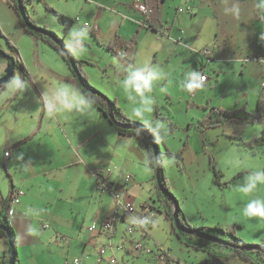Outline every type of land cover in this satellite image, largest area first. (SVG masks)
<instances>
[{
    "label": "rangeland",
    "instance_id": "obj_1",
    "mask_svg": "<svg viewBox=\"0 0 264 264\" xmlns=\"http://www.w3.org/2000/svg\"><path fill=\"white\" fill-rule=\"evenodd\" d=\"M13 1L17 4V0ZM93 1L91 3V1L87 0H31L26 4L25 10L37 26L47 27V29L59 35L63 34V25L59 22L55 12L70 16L75 20L73 27L65 36V42L76 57L83 56L87 61L90 58L94 59L95 63L86 64L84 67L90 75V80L88 81L90 85L107 95L108 93L95 84L101 83L102 79L109 78V74H111L113 79L110 82L117 87L115 82L117 77L104 66L106 63L105 58L114 56L117 62L119 60L122 62V59L116 52L100 45L96 36L84 23L97 24L99 21L97 11H104L105 5L114 7L113 5L117 6L121 2L127 5L129 2L126 0ZM159 1L162 6V1ZM97 2H101L100 5H97ZM150 3L151 7L153 5L152 11L156 10V15L158 13L157 0H150ZM129 5L131 6V4ZM164 6V13L168 15L171 24L173 15L176 14L177 10L187 11L188 9L190 11L191 0H189V3L186 0H166ZM13 8L15 7L13 6ZM116 9L118 8L116 7ZM15 10L21 17L20 12L16 8ZM100 17L105 18V29H107V32L119 29V23L113 21V16L110 13L100 15ZM21 23H23V20ZM154 25L155 29H162V26L166 27V22L163 20L160 23L157 20ZM155 29L143 27L137 34V40L132 43L137 47V50L140 49L141 51H139V64L144 66L143 68L145 69L148 63H152L150 72L154 71L156 73L152 81V88L150 91H145L142 98L131 88L121 87L118 93L122 110L127 117L147 125L156 133L160 149L163 152L170 149L173 154L180 153L183 156V159L178 160L176 155H161L168 187L178 199L179 205L185 212L191 225L211 229H227L230 225L237 223L239 227L235 230L237 233L239 231V235L244 236H239L241 239L247 243H252L249 242L251 240H255L254 243H260L264 240L259 234L264 233V218L243 215V209L248 202L245 201L247 200L246 194L242 193L239 189L244 187L243 183H245L246 177L242 179L240 184H236L242 175L237 176L239 175L237 173L244 172L249 160L256 163L257 159L255 155L245 153V149L235 142L239 136L246 137L253 133H260L264 129V120L262 122H254L250 115L254 114L257 109V95L260 86L258 85L257 90L253 93L251 85L256 86V80L248 77V72H245V75H241V72H237L236 70L224 73L221 70L222 66L220 64H225V62H220L217 68H211L208 71L211 73L210 82L202 88H197L196 83H193V77L197 72V66H201V54L197 56L196 51H194V56L184 62L183 58H177L175 52H172L170 48L164 49L166 51L163 52L164 39H162V35L159 36L158 31ZM73 30H81L85 33L84 39L79 43H69V36ZM152 32L154 33L153 36ZM204 33L207 38L213 36L212 26L210 28L207 25L206 32ZM17 42L22 51V56L20 53V55L17 54L8 44L4 50L13 56L27 58L30 72L36 77H38L39 72L46 71L47 68H55L54 64L57 63L58 58H63L58 50L52 47L46 40L38 39L31 33L23 35ZM1 45L2 42L0 41ZM213 46L214 44L212 45V50H215ZM164 55H168L170 58H161ZM38 57L42 58V60L50 61V67H47V63H35V60L32 58ZM154 57L157 59L156 62ZM0 59L6 60L2 55H0ZM204 59L206 60V58ZM133 65H135V62ZM138 67L140 68L139 65ZM128 71L132 74L135 72V69L133 70L129 66ZM146 71L147 68L144 70L145 74L149 72V70ZM44 75L47 83H50L53 80L52 77L55 76L52 71H46ZM104 75L105 77H102ZM14 77L15 75L6 82V86L9 87ZM191 83L195 86L189 90L188 85ZM111 84L109 85L112 92L114 88ZM1 90L5 89L2 88ZM78 96L81 97L80 95ZM108 96L114 99V96L111 97L109 94ZM144 100H147L148 103L145 104ZM4 103V101L0 103L2 107L0 109V120L5 123V126L3 124V127L0 128V132L3 129L2 134L15 131V125L12 121V111L6 110ZM156 105L159 107L161 116H165L166 118L158 116ZM137 108L141 109L140 116L134 115V110ZM221 109L231 111L234 114L227 116L216 113V110ZM76 114H78L77 117L75 116ZM53 117L56 119V115L53 114ZM203 119L207 120L208 123L202 124ZM67 129L70 136L75 135V145L76 141L90 133L89 124L84 122V119L79 116V112L77 111L71 115V122L67 123ZM67 135L68 133H64V137ZM36 136L45 139L50 144L54 142V134L44 135L42 133L41 136L37 133ZM4 137L2 136L0 139L3 141ZM107 139H109L110 143L111 138L108 137ZM120 142L126 145L124 141ZM116 143L117 141L115 140L113 145H116ZM90 144L85 146V151ZM35 150L30 151L34 152ZM3 151L4 148L2 146L0 148V156ZM30 151L28 153L31 155ZM211 155L216 158V166L221 172V183H217L214 180V172L210 163ZM70 156H76L75 152L74 154L71 153ZM153 157L154 163V154ZM4 163L0 157L1 182L6 181L7 172L13 171L11 164L7 162L4 165ZM137 167L139 171L138 179L145 181L152 174V186L150 184L145 186L147 194L150 195L147 200L151 201V205L144 208L142 207V200L137 199L134 206L137 207L136 213L138 214L147 209L146 215L150 216L152 221L145 226L136 224L133 234H130L126 229L128 227L127 223L121 226L125 229L124 231L128 237L126 242L121 244L122 247L118 251L121 264H166V259H162L165 257L166 251L175 258L174 260L170 259V264H218L212 258L210 252L213 250L218 251L219 245L214 242H207L195 234L182 231L179 228L174 230L173 226L175 227V224L168 220L164 214V202L170 199L156 185L155 172L151 171L150 173V170L146 166H141L140 163ZM72 172L71 169L69 173L64 172V176L59 177L63 182L64 192L62 196L64 201L57 207L60 223L56 226V229L60 237H62V233H65L67 240L66 242L65 240L61 242L70 246V249H68V246L63 248L62 246L57 247L54 245L56 248H62L63 250L59 251L56 261L58 264H74V259L79 258L81 260L79 264H107L105 261H99L98 256L99 250L103 247V240L98 238L97 232L89 231L88 227L111 212L110 206L114 202L115 196L113 198L110 194H106L104 201L101 202V199L98 198L99 193L97 194L96 187L93 185L91 188H94L90 192L85 191L83 188H80L78 191L73 181ZM51 175L54 179L57 174L53 173ZM227 181L230 182L229 187H226L223 183ZM57 184L59 183L57 182ZM26 187L29 188V193L37 195L39 192L37 185L31 186L30 184H26ZM56 190L57 188L53 189L52 187L44 192V194H39H54L53 197H49V203H45L49 208L55 203L56 192L54 191ZM247 195L252 197L251 200L258 199L264 202V196H261V194L254 192L253 195L251 193ZM46 201H48L47 197ZM3 207L0 217L5 222L6 204ZM37 221L33 217L32 230L36 226ZM81 226H83L82 232H78ZM145 229L151 230L149 234H144ZM51 231H53V228H51ZM217 231L219 232V230ZM217 231L212 230L211 235H214ZM221 235L224 239L230 237V235L226 234ZM6 239L8 240V237ZM52 240H50V243ZM48 243V239L43 241V250H50ZM136 243H141L145 247L152 249V253L142 254V251L135 249ZM47 253L46 251L44 254ZM7 254L9 261L10 253L7 252ZM206 259H209L210 263H205ZM234 259L235 262L233 264H254L241 258L234 257Z\"/></svg>",
    "mask_w": 264,
    "mask_h": 264
},
{
    "label": "crops",
    "instance_id": "obj_2",
    "mask_svg": "<svg viewBox=\"0 0 264 264\" xmlns=\"http://www.w3.org/2000/svg\"><path fill=\"white\" fill-rule=\"evenodd\" d=\"M87 1L94 2L93 0ZM126 1L131 6L123 2L117 6L113 5L114 7L105 5L104 11H97L99 16L98 23L92 24L100 45H102L101 42L109 43L117 37V50L123 49L128 51V60L121 57L122 62L120 60L117 62L114 56L105 58L106 63L104 66L117 77V80H115L117 87L110 82L113 79L111 74H109V78L102 79L101 83H95L111 97L114 96L121 109L118 90L125 86L124 81L131 74L128 71L130 66L128 64L129 59H134V66L138 70H146L147 68L148 71L152 64L148 63L145 69L143 68L144 66L139 64L141 51L140 49L137 50V47L132 43L137 40V34L143 27L155 29L154 23L157 20L160 23L165 20L166 27L162 26V29H155L158 31L159 36L162 35V39H164L163 52L170 48L172 52H175L176 57L183 58L184 62L194 56V51H196L197 56L201 54L202 63L200 67L197 66V72L195 76L193 75V83H196L198 73L203 71L209 77L205 84L199 88L206 86L211 78V73L208 71L211 68H217L220 62H225V64H220L222 66L221 70L224 73L236 70L237 72H241V75H245V72H248V77L256 80V86L251 85L252 92L255 93L258 85L260 86L257 95V109L254 113L256 114L261 91L264 90V0H191L190 11L188 9L187 11L177 10L176 14L173 15L171 24L168 15L164 13V3L166 0H161L162 6L160 5V1L157 0L158 13L155 15L156 10H153L148 16L137 8L136 3L138 0ZM146 2L151 6L150 0H146ZM186 2L189 3V0H186ZM100 3L97 2V5H100ZM13 6V0H0V28H2L4 34L11 38V42L16 45L22 56V51L17 45V41L23 35L30 33L26 30L25 25L21 23V17ZM107 13L113 16V21L119 23L117 31L113 29L112 32H107V29H105V18L100 17V15L102 16ZM207 25L210 28L212 26L214 32V35L208 38L204 33L206 32ZM88 28L90 29L91 27ZM153 35L154 33L152 32ZM0 41L2 42L0 48H6L7 42L4 37H0ZM213 44L215 50H212ZM78 58L85 59L83 56ZM161 58L170 57L164 55ZM16 59L24 64V69L19 67V69L16 68L15 72V77H19L23 87L13 91L10 87L6 86L5 90H0V103L4 101L6 110L12 111V121L15 125V131L13 132L2 134L3 129L0 132V138L5 136L3 141L0 139V148L2 146L4 148L0 157L5 162L4 165L8 162L13 169L12 172H7L8 176L5 178L7 182L5 180L1 182L0 180L1 186H4H0V198H11L16 191L20 189L24 190L19 203L14 205V216H9L10 225H12L17 235L18 263L58 264L56 256L59 254V251L63 250L55 246H62L63 248L68 246L61 242L63 240L66 242L67 240L65 233L61 232L62 237H60L56 229V226L60 223L57 207L64 201L62 196L64 192L63 182L59 177L64 176V172L69 173L72 169L73 181L78 191L80 188H83L85 191L90 192L94 188H91V186H95L101 202L104 201L106 194H110L114 198L113 190L116 189L117 185H123L127 174H131L132 180L129 185L124 188L119 187V189L122 190L123 198L135 205L137 199L142 200V203L149 199L150 195L147 194L145 186L149 184L152 186V174L145 181L138 179V164L146 166L150 170V173L151 171L155 172V168L151 164V157L146 144L138 140L134 135L120 133L116 126L110 122L108 116L104 115L97 105L88 100L85 93L78 86L76 73L71 70L64 58H58L57 63L54 64L55 68L46 69V71L54 72L55 75L52 77L54 81L51 80L50 83H47L46 79H44V72L46 71L39 72L38 77H36L30 72L27 58H19L17 56ZM32 59L38 64L47 63V67H50V61L48 62V60H42L39 57ZM93 60L90 58L88 61L93 64L95 63ZM154 60L155 62L157 61L156 57H154ZM8 62V59H0V75L4 74ZM85 72L90 80L88 71L86 70ZM217 74L220 76L219 73ZM102 77H105V75ZM109 84L114 88L112 92L110 91L111 87ZM61 88H67L70 92H74L84 98L85 103L79 105L81 109L77 106L71 110L61 107L59 100L55 98L58 90ZM6 94L8 95L6 96ZM49 102L53 104L51 112L48 108ZM0 109H2L1 104ZM76 111L79 112V116L84 119V122L89 124L90 133L76 141L75 145L74 141L76 137L75 135L70 136L67 123L71 122V115ZM53 114L56 115V119L53 117ZM254 114H250L252 120V115ZM77 115L75 116L77 117ZM263 120L264 115L262 119H255L253 121L262 122ZM206 123H208L207 120ZM3 124L5 126V123L0 120V128L3 127ZM263 131L264 129L260 133H253L246 137L239 136V139L237 138V141H235L245 149V153H251L257 159L256 163L249 160L244 172L237 173L239 174L237 176L242 175L236 184H240L242 179L246 177L245 183H243L246 186L248 177L255 176L257 172H264V145L260 146L253 143V138ZM37 133L41 136L42 133L44 135L54 134V142L52 144L48 143L45 139L36 136ZM64 133H68V135L64 137ZM108 137L111 138L110 143L109 139H107ZM115 140L117 143L113 145ZM120 141H124L126 145L121 144ZM88 144L90 145L85 151V146ZM34 149H36L34 152L30 151ZM29 151L31 155L28 153ZM74 152L76 156H70ZM102 168L106 170L110 169L109 178L112 181L111 189H107L104 192L98 191V179L96 177L97 171ZM30 170L32 171L29 172ZM53 173L57 174L54 179L51 175ZM26 184H30L31 186L37 185L39 189L37 195L29 193V186L26 187ZM52 187L53 189L57 188V190L54 191L56 192L55 203L49 208L45 203H49V197H53L54 194H39H44V192ZM254 192L264 196V184L258 181L257 187L251 192V195ZM46 197L48 201H46ZM246 199L245 201L249 202L252 197L246 194ZM110 209V213L93 223L96 224V228L91 230L89 227L92 224L88 227L89 231L97 232L98 238L103 240V247H101H105L106 252L100 258L101 248L98 256L99 261H105L107 264H111V258L114 255L118 257V251L122 247L121 244H124L127 240L125 229L121 226L125 223L131 224L134 217L138 214L136 212L133 214L124 213L125 219L119 220L116 224L115 233L109 235L102 229V226L106 220L112 218L118 212L116 198L111 204ZM33 217L38 221L32 230ZM51 228H53V231H51ZM82 228L83 226L78 229V232H82ZM150 231V229H145L144 234H149ZM259 234L264 238V233ZM237 235L244 237L241 234L239 235V231ZM45 239L49 240L48 245H50V250H43L42 248ZM51 239L53 240L50 243ZM254 241L251 240L249 242L254 243ZM44 244L46 245V243ZM8 246H10L8 240L5 237H0V264L8 263ZM68 249H70V246H68ZM46 251L48 255L44 254ZM211 252L213 255L220 256L226 264H233L235 262L234 257L236 256H233L228 249L219 247L218 251L213 250ZM145 253V251L142 252V254ZM76 259H78V263H76ZM73 262L74 264H79L81 260L75 258Z\"/></svg>",
    "mask_w": 264,
    "mask_h": 264
},
{
    "label": "trees",
    "instance_id": "obj_3",
    "mask_svg": "<svg viewBox=\"0 0 264 264\" xmlns=\"http://www.w3.org/2000/svg\"><path fill=\"white\" fill-rule=\"evenodd\" d=\"M21 1L23 3L24 10H25L26 4L28 2H30L31 0H21ZM14 7L18 10V5L16 3H14ZM25 13H26V18L31 23L36 25V23H34V21L31 19V17H29V15H28L26 10H25ZM55 13L58 16L59 22L63 25V28H62V33L63 34L62 35H59V34H57V33L52 31V33L57 37L58 42H56L55 40H53L52 38H50L48 35L44 34L43 32H39L37 30H32L31 28L27 27L26 24L23 21V23H24V25L26 27V30L29 33H31L34 36H36V38H38V39L40 38V39L46 40L52 47L57 49L58 52L62 55V57L66 61V63L72 69V64H71L70 60L67 58V56L65 54V51L68 52L71 55L73 61L75 62V64L77 65V67H78V69L80 71L81 79H82L83 83L86 85V87L82 86L80 84L78 78H77L78 86L85 93V95L88 98V100L93 102L95 105H97V107L104 113V115L107 114L108 108H109V104H110L111 107L113 108V111L115 113L116 118L119 121H121L122 123H126V124L136 125V127H132V128H123V127H120V126H116V128L118 129V131H120V133L134 135L137 139H139L140 141H142L143 143L146 144L147 149H148V151L150 153L151 164L154 167V163H153L154 151H153L152 143H151V140H150V134H152L153 137L155 139H157L156 133L150 127H148L147 125L127 117L124 114L123 110L120 108V106L118 105V103L116 102L115 99H111L108 95H105L100 90H98L95 87H93L92 85H90V83L88 81L89 79H88V77L86 75V72L84 70V65L91 64V62H89V61H87L85 59H80V58L76 57L72 53V50L70 49V47L65 42V36L69 33V31L73 27L75 20L72 17L64 15L62 13H57V12H55ZM21 20H23V19H21ZM43 28L46 29V30H49V29H47V27H43ZM90 31L97 37L95 28H90ZM0 33H1L0 36L5 38L7 44L9 46H11V48L14 51H16L17 54H19V52H18L19 50L16 47V45L13 44L11 42L10 38L3 33L1 28H0ZM98 43H100V42L98 41ZM101 44H102V46L104 48L110 49L113 52L117 53V45H118V38L117 37L115 39H113L109 43H102L101 42ZM121 50H123V49H121ZM133 62H134V59L131 58V59H129L128 64L132 67L133 70L135 69V72L140 71V70L136 69V67H134ZM16 67H20V68L24 69L23 62H21L18 59H16ZM148 70L150 71V69H148ZM72 71H74V70L72 69ZM5 87H6V83L1 84L0 85V90L2 88H5ZM261 92L262 93L260 95L259 102H258V110H257L256 114L252 115L253 120L262 119L263 115H264V113H263L264 112V90H262ZM156 111H157V114H159L158 115L159 117L166 118L165 116H161L159 107L157 105H156ZM216 113L225 114L227 116H231L232 114H234L233 112L227 111V110H218V111L216 110ZM108 119L110 120L109 117H108ZM110 122H112V121L110 120ZM202 124H206V120L205 119L202 120ZM228 136H230V135H228ZM158 143H159V141H158ZM253 143L255 145H260V146L264 145V131L261 134H259L257 137L253 138ZM159 152L161 153L162 156L163 155H172V156L176 155L178 160L183 159V156L180 153L173 154V152H171L170 149L165 150V152H163L161 149H159ZM210 163H211L212 170L214 172V180L217 183H221V180H220L221 172L216 166L215 157L212 156V155L210 156ZM96 174H98V171H97ZM161 178H162V183H163L164 188L167 189V190H170L169 187H168L167 181H166V176H165V173H164L163 166H162V169H161ZM223 183H224V185H226V187H229V185H230L229 181L223 182ZM14 196H15V194L12 195L11 198H0V213H2V211H3V209H2V208H4L3 205L6 204V206H7V212L5 214L6 221L4 222L3 219L0 217V222L1 223H5L11 229V233L14 236V250H15V254H16V258H15L16 263L15 264H19L18 263V261H19V259H18V249H17V235H16V231L14 230L12 225H10V222H9V210H10V208L12 206V201H13ZM169 199L170 200H167V201L164 202V214H165V217L168 220L173 222V212H174L175 204H174V202L172 201V199L170 197H169ZM148 205H151L148 200L146 202L142 203V207H144V208H147ZM124 213H128V212H121L118 209V212L115 213V216H113L112 218L109 219L114 224V229H116V224H117V222L119 220L125 219V214ZM178 217H179L180 225H182L185 228L197 229V230H201V231H204L206 233H209V234L211 233L212 230H216V231L219 230V232L217 231V233H215V235L217 237H221V238H223V236L221 234L230 235V237H226V239H225L226 242H224L222 244H220V243H216V244H218L219 247H221L223 249L230 250V253L233 256L240 257V258H242L244 260H249V261L254 262L256 264H264V252L261 249H254V248L248 249V248H246L249 245H261L264 248V240H262L260 243H247V242H245L236 233L235 229L239 227L238 224L230 225L227 229H221V228H215V229L213 228V229H211V228H208V227H194L193 225H191L188 222V219H187V216H186L185 212L181 209V207L179 205H178ZM129 226H130V224L128 225V227H126L127 230L129 228ZM135 229L136 228H134V230ZM173 229L175 230L176 228L173 226ZM128 232H129V230H128ZM129 233L133 234V232L132 233L129 232ZM178 235L180 236L179 232H178ZM125 236H126V239H127L128 237L126 235V232H125ZM0 237L7 238L6 231L3 228H0ZM198 237H200V236H198ZM200 238L203 239V240H206L207 242H211V241H209L207 239H204L203 237H200ZM206 250H208V249H206ZM11 251H12V247L9 246V248L7 249V252L11 253ZM210 254H211L212 258L216 261V263L226 264L225 262L222 261L220 256L213 255L212 252H210ZM164 259H166V264H170L171 263L170 261L172 259L174 260L175 258L173 256L169 255L168 252L166 251ZM205 262L210 263L209 259H206Z\"/></svg>",
    "mask_w": 264,
    "mask_h": 264
},
{
    "label": "water",
    "instance_id": "obj_4",
    "mask_svg": "<svg viewBox=\"0 0 264 264\" xmlns=\"http://www.w3.org/2000/svg\"><path fill=\"white\" fill-rule=\"evenodd\" d=\"M17 5H18V10L21 14V17H22V19H23V21L27 27L31 28L32 30H37L39 32H43L44 34L48 35L50 38H52L53 40L58 42L57 37L52 33V31L46 30L43 27L37 26V25L31 23L26 18V13H25L24 6H23V3L21 0H17ZM65 54H66L67 58L70 60V62L72 64V69L76 72L77 78H78L80 84L82 86L86 87V85L83 83V81L81 79L80 71H79L77 65L75 64V62L73 61L71 55L66 51H65ZM0 55L4 56L9 61L7 67L4 71V74H2L0 76V85H1L3 83H6L7 81H9L10 78H12L15 75L17 67H16V56H13L11 53L6 52L3 48H0ZM106 115L110 118L112 123H114L116 126H120L123 128L136 127V125L126 124V123H122L121 121H119L116 118L115 113L113 111V108L111 107L110 104H109L108 112ZM150 140H151L152 148H153L154 155H155L154 168H155V178H156L157 186L165 194H167L173 200V202L175 204V208H174V212H173V224H175V228H179L182 231H186V232H189L191 234H195L197 236L203 237L204 239H208L210 241H214L216 243L222 244V243L226 242L225 239H223L221 237L211 235V234L206 233V232L201 231V230L185 228L182 225H180L179 217H178V205H179V202L177 201L178 199L174 196V194L170 190L165 189L163 186V183H162L161 169H162L163 164H162V156H161V153L159 152L160 145L158 143V140L155 139L152 134H150ZM0 228H3L6 231V234L8 237V243L12 247V251H11L10 256H9V261L6 264H15L16 263V260H15L16 254H15V250H14V236L11 233V229L5 223L0 222ZM246 248H248V249H252V248L261 249L264 252V248L261 245H249Z\"/></svg>",
    "mask_w": 264,
    "mask_h": 264
},
{
    "label": "clouds",
    "instance_id": "obj_5",
    "mask_svg": "<svg viewBox=\"0 0 264 264\" xmlns=\"http://www.w3.org/2000/svg\"><path fill=\"white\" fill-rule=\"evenodd\" d=\"M85 33L81 30H73L69 36V43L77 42L79 43L84 39ZM156 73L154 71L147 72L145 74L144 70L134 72L129 75V77L124 81L126 88H131L139 96L143 98L145 91H150L152 88V81L155 78ZM195 85L189 84L188 89L191 90ZM9 87L14 91L17 88H22L23 84L20 81L19 77H14L10 82ZM59 100L60 105L63 109L71 110L73 107L79 106L85 103L83 97H79L74 92H70L67 88H61L58 90L56 97ZM144 103L147 104L148 101L144 100ZM49 111H52L53 104L49 102L48 104ZM59 110V109H57ZM134 115L140 116L141 109L137 108L134 110ZM264 184V172H257L255 176L248 177V183L246 186L240 188L239 190L242 193L248 194L253 192L257 187V182ZM243 215L247 217H260L264 218V202L261 200H250L246 207L243 209Z\"/></svg>",
    "mask_w": 264,
    "mask_h": 264
},
{
    "label": "built area",
    "instance_id": "obj_6",
    "mask_svg": "<svg viewBox=\"0 0 264 264\" xmlns=\"http://www.w3.org/2000/svg\"><path fill=\"white\" fill-rule=\"evenodd\" d=\"M136 6L146 16L150 15V13L152 12V7L148 5L146 0H138V2L136 3ZM84 24L86 27L93 28V25L90 24L89 22H85ZM206 52H207V50H206ZM117 54L120 57L126 58L128 60V51L127 50H117ZM208 77L209 76L206 72L200 71L196 77V87L199 88V87L203 86L205 84V82L208 80ZM105 171H107V173H105ZM109 172H110V169L106 170L105 168L98 170V174L96 175V177L98 179V191L104 192L107 189H111L112 181L109 178ZM131 180H132V175L127 174V176L125 178V183L123 185H117L116 189L113 190V193H114V196L116 198L117 208L121 212H128V213L133 214L134 212L137 211L136 207L134 206V204L132 202L123 198L122 190L119 189V187L124 188L125 186L129 185ZM23 194H24V190H22V189L16 191L15 196H14L13 201H12V206L9 210V216L10 217L14 216V214H15L14 205L19 203L20 197ZM146 213L147 212L143 211L134 217L132 223L130 224V226L128 228L129 232L132 233L134 231L136 224H139L141 226H145L147 223H150L152 221V218L150 216L146 215ZM46 226H47V224H46ZM89 228L91 230H93L94 228H96V224H92ZM102 229L104 231H106L109 235H113L115 233L114 224L109 219L104 222ZM135 249L140 250L142 252L145 251L146 253H152V249L145 247L141 243H136ZM105 252H106L105 247L100 250V258L104 256ZM78 262H79L78 259H76V263H78ZM111 264H121V261L117 256L114 255L111 258Z\"/></svg>",
    "mask_w": 264,
    "mask_h": 264
},
{
    "label": "flooded vegetation",
    "instance_id": "obj_7",
    "mask_svg": "<svg viewBox=\"0 0 264 264\" xmlns=\"http://www.w3.org/2000/svg\"><path fill=\"white\" fill-rule=\"evenodd\" d=\"M1 76V75H0ZM211 234V233H210ZM215 235V234H214ZM216 236V235H215ZM208 240V239H207ZM210 241V240H209ZM211 242H214V241H211ZM214 243H216V242H214Z\"/></svg>",
    "mask_w": 264,
    "mask_h": 264
}]
</instances>
